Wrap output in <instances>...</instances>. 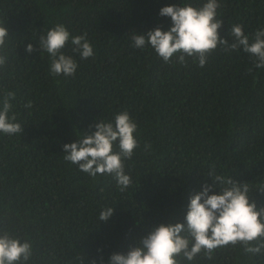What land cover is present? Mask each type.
<instances>
[{"label":"trees","instance_id":"1","mask_svg":"<svg viewBox=\"0 0 264 264\" xmlns=\"http://www.w3.org/2000/svg\"><path fill=\"white\" fill-rule=\"evenodd\" d=\"M207 0H0V26L9 31L0 98L15 92L9 115L23 133H0V229L32 244L28 264H108L126 254L153 225L184 223L190 197L211 184L210 168L248 183L250 200L264 207V68L243 52L218 47L203 68L165 63L151 48L132 46L131 35L167 31L164 6ZM218 30L242 25L250 37L264 29V0H218ZM57 24L85 35L94 56L81 59L69 41L62 50L78 64L74 76H52L39 38ZM32 43L33 52H26ZM249 69H252L249 72ZM31 100L33 106L24 105ZM127 111L139 147L124 160L132 184L119 191L112 175L95 179L65 161L63 145ZM150 144L149 150L144 149ZM114 143L113 151H118ZM218 192V189L216 190ZM212 194V193H210ZM114 208L107 221L99 213ZM180 264H264V251L240 245L201 253Z\"/></svg>","mask_w":264,"mask_h":264},{"label":"clouds","instance_id":"2","mask_svg":"<svg viewBox=\"0 0 264 264\" xmlns=\"http://www.w3.org/2000/svg\"><path fill=\"white\" fill-rule=\"evenodd\" d=\"M218 0H207L199 8L190 3L183 6L170 5L160 9V15L171 18V27L164 31L157 27L146 34L131 35L132 46L143 49L151 46L165 63L187 64V58L198 61L203 68L208 57L218 47L225 52L242 49L253 58L255 68H264V29L257 30L253 36L245 35L242 25H233L229 30L232 42L219 34L223 25L217 19ZM9 31L0 26V68L6 66L8 55L6 38ZM72 51L81 59L94 56L93 46L85 35L71 36L63 24H57L39 38V51L49 55V71L52 76H74L77 61L63 53L68 42ZM35 49L32 43L26 52ZM252 69H249L251 72ZM15 92L6 91L0 98V133L9 137L23 133L12 111ZM29 100L24 107L31 108ZM95 131L83 134L77 142L63 145L64 160L78 166V169L95 179L97 175H112L119 191H125L131 184L130 175L125 173L124 160L133 157L139 143L134 136L138 126L127 111L115 115L114 120L97 121ZM118 143V151H113ZM150 144L144 149L149 150ZM208 177L212 183H205L202 191L190 197L184 223H160L136 242L126 254L113 253L108 264H180L183 258L194 261L201 253L208 259L218 248L240 245L243 251L253 255L264 251V207L257 208L250 200L248 183H239L231 177H224L210 168ZM218 189V192L216 191ZM257 191L264 193V185ZM212 193V194H210ZM114 213V208L106 207L99 213V221H107ZM33 254L32 244L21 240L6 229H0V264H28ZM93 264H96L93 261Z\"/></svg>","mask_w":264,"mask_h":264}]
</instances>
